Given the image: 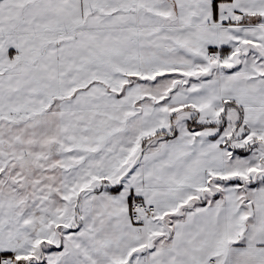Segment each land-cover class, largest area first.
I'll return each instance as SVG.
<instances>
[{
  "label": "snow or ice",
  "instance_id": "1",
  "mask_svg": "<svg viewBox=\"0 0 264 264\" xmlns=\"http://www.w3.org/2000/svg\"><path fill=\"white\" fill-rule=\"evenodd\" d=\"M0 264H264V0H0Z\"/></svg>",
  "mask_w": 264,
  "mask_h": 264
}]
</instances>
